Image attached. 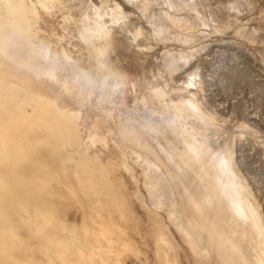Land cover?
<instances>
[{
	"label": "bare ground",
	"instance_id": "1",
	"mask_svg": "<svg viewBox=\"0 0 264 264\" xmlns=\"http://www.w3.org/2000/svg\"><path fill=\"white\" fill-rule=\"evenodd\" d=\"M130 2L0 0V264L142 262L145 250L127 225L125 191L133 184L117 176L127 169L137 180L138 167L152 206L165 211L195 264H264V211L243 171L249 160L238 146L242 130L167 77L175 64L172 41L187 58L208 39L239 33L247 20L216 12L207 0ZM240 4L254 2L229 7ZM203 26L209 33L201 34ZM119 38L138 52L148 49L157 62L150 79L118 63ZM82 51L93 63L84 64ZM61 59L75 86L63 77ZM189 77L199 90L205 85L199 65ZM56 88L72 98L97 90L103 121ZM114 98L126 110L111 122L104 103L111 110ZM113 135L129 151L120 162ZM131 191L142 200L140 187Z\"/></svg>",
	"mask_w": 264,
	"mask_h": 264
},
{
	"label": "rangeland",
	"instance_id": "2",
	"mask_svg": "<svg viewBox=\"0 0 264 264\" xmlns=\"http://www.w3.org/2000/svg\"><path fill=\"white\" fill-rule=\"evenodd\" d=\"M138 1V0H137ZM180 3L186 4L188 0H179ZM214 11L228 14L231 16H239L247 20V25L239 33H234L232 29L226 31L225 37L221 40L208 39L205 44L197 47L195 52L187 58L181 57L178 53L179 46L175 41L172 45L174 67L169 66L170 59H164V65L169 66L172 71L167 77L178 83L180 86H185L181 90H187L189 93L200 94L203 96V105L208 111L214 112L217 116L222 117L224 122L231 128H240L242 130V138L238 139V146L243 148L244 153L248 157L249 162L244 164L243 171L247 172L250 184L255 192L256 198L261 204L264 211V15L260 13V7L264 8V0H245L253 6L247 7L245 4H240L234 7H229V3L233 0H207ZM131 4L130 0H128ZM88 0H84V4ZM77 4V2H76ZM155 4L149 6L152 11H155ZM187 9L176 10L178 14L187 13ZM157 21V17L153 16ZM74 30V26L70 27ZM210 28L203 26L199 30L201 34L209 33ZM168 38L174 40L176 33L173 29L168 30ZM203 32V33H202ZM160 34L156 39H160ZM226 41H222V40ZM118 51V63L123 65L129 71L136 74H143L146 79L151 77V69L157 64L154 57L145 48V52H138L131 47L123 38H119L116 43ZM84 64L93 63L91 56L82 51L80 52ZM143 58L145 62L143 63ZM59 68L63 77L75 86L76 78L74 73L69 69L71 65L65 64L61 59L58 61ZM199 65V68L206 78L205 85L198 89L197 85L190 83L189 72ZM67 66V67H66ZM232 73H228V71ZM187 86V87H186ZM192 89V90H191ZM65 101H71L76 106H81L87 111L100 116L103 121L104 110L98 107L96 90L92 95L87 91L72 98L68 92H62L61 88H56ZM186 91V93H188ZM80 97V98H77ZM91 103H90V102ZM90 103V105H86ZM113 106L110 109L108 103L107 113H110V121L121 120L119 113L126 108L121 106L113 99ZM97 106V107H96ZM123 107V108H122ZM144 112L151 116L155 121H160L159 116L152 115L149 111ZM103 111V112H102ZM110 111V112H109ZM106 113V114H107ZM122 114V113H121ZM245 121L246 126H240L238 123ZM198 123V121H196ZM168 134L170 132L168 131ZM157 147L155 138L148 132H144V138ZM113 157L117 162L128 156L127 146L121 144L116 139L112 142ZM135 144H133L134 146ZM136 146V145H135ZM129 152V151H128ZM120 165L119 167H121ZM125 172L127 183L129 181L131 188L140 187L143 191L142 200L139 194L129 192V197L142 203L143 216V232L147 235L148 240L145 242V252L141 264H195L192 257L188 256V246L181 239L180 232L174 227L163 209L157 211L151 204L147 190L142 182V171L137 168L138 178L135 180L131 176L129 170H121ZM141 171V173H140ZM139 185V186H138ZM162 216V219L159 216ZM159 238L158 240L156 239ZM153 239V240H151ZM158 242V243H157ZM161 245L167 252L166 256L160 254L157 246ZM166 257V258H165Z\"/></svg>",
	"mask_w": 264,
	"mask_h": 264
},
{
	"label": "crops",
	"instance_id": "3",
	"mask_svg": "<svg viewBox=\"0 0 264 264\" xmlns=\"http://www.w3.org/2000/svg\"><path fill=\"white\" fill-rule=\"evenodd\" d=\"M107 126V125H106ZM105 130L109 129V127H105ZM115 136H111V140L113 142ZM112 144V143H111ZM117 176L119 177L118 180L120 183H122V185H127V178H126V174L125 172H122L121 170L117 169ZM123 178V179H122ZM132 191H125V193L127 194V210H129V221H127V225L130 227V229H132L133 231H135V237L137 242L139 243L141 249L144 251L145 250V242L149 241L147 235L144 234L143 232V216L141 213L142 210V203L139 202L137 200V198L135 200L131 199L129 197L128 194ZM89 209L86 208V211H88ZM80 213H81V208H77V210L75 211L74 215H73V219H78L80 218ZM153 240V239H151ZM143 258V257H142ZM129 264H141V262L135 260V259H131L128 261Z\"/></svg>",
	"mask_w": 264,
	"mask_h": 264
}]
</instances>
